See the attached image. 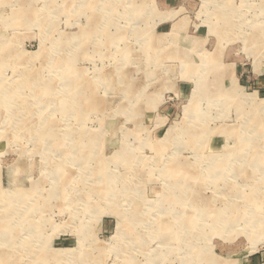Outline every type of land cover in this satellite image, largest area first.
<instances>
[{
	"label": "rangeland",
	"instance_id": "rangeland-1",
	"mask_svg": "<svg viewBox=\"0 0 264 264\" xmlns=\"http://www.w3.org/2000/svg\"><path fill=\"white\" fill-rule=\"evenodd\" d=\"M0 91V264H264V0H0Z\"/></svg>",
	"mask_w": 264,
	"mask_h": 264
},
{
	"label": "bare ground",
	"instance_id": "bare-ground-1",
	"mask_svg": "<svg viewBox=\"0 0 264 264\" xmlns=\"http://www.w3.org/2000/svg\"><path fill=\"white\" fill-rule=\"evenodd\" d=\"M259 44V43H258ZM231 84V83H230ZM5 87V86H4ZM9 91V90H8ZM1 92V91H0ZM6 94V93H5ZM78 100H76V102H77ZM5 102H7V101H5ZM7 104V103H6ZM78 106V105H77ZM73 107V106H72ZM74 108H72V110H73ZM10 110V109H9ZM14 111V110H13ZM239 153V152H238ZM237 154V153H236ZM236 156V155H235ZM237 158V157H236ZM234 164V163H233ZM237 168V167H236ZM235 173H236V171H235ZM194 179V178H193ZM195 181V180H194ZM18 183V182H17ZM182 183V182H181ZM194 183V182H193ZM195 185V184H194ZM167 198V197H166ZM177 198V197H176ZM178 199V198H177ZM173 202V201H172ZM203 203V202H202ZM204 204V203H203ZM203 206V205H202ZM233 207V206H232ZM236 209V208H235ZM209 210V209H208ZM235 212V211H234ZM212 213V212H211ZM202 216V215H201ZM211 216V215H210ZM218 216V215H217ZM217 218V217H216ZM185 219V218H184ZM232 219V218H231ZM214 220V219H213ZM186 221H188V220H186ZM217 221H218V218H217ZM193 223V222H192ZM216 223H218V222H216ZM187 224V223H186ZM219 226V225H218ZM124 228H125V225L123 226ZM182 227V226H181ZM261 229V228H260ZM120 231H121V228H120V226H118V232H116V234L117 235H119V233H120ZM182 233V232H181ZM128 236V235H127ZM182 236V235H181ZM182 239V238H181ZM181 241V240H180ZM184 241V240H183ZM182 241V242H183ZM188 241V240H187ZM79 247V246H78ZM225 263V262H224ZM223 263V264H224ZM220 264V263H219Z\"/></svg>",
	"mask_w": 264,
	"mask_h": 264
}]
</instances>
